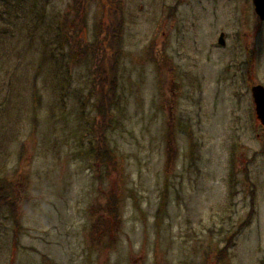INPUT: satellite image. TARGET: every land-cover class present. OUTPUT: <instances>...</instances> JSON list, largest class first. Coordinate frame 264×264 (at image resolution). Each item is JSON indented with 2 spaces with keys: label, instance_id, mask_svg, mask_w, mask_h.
I'll use <instances>...</instances> for the list:
<instances>
[{
  "label": "rangeland",
  "instance_id": "374dc122",
  "mask_svg": "<svg viewBox=\"0 0 264 264\" xmlns=\"http://www.w3.org/2000/svg\"><path fill=\"white\" fill-rule=\"evenodd\" d=\"M72 3L0 0V186L27 198L0 207V264H264L252 0H122L105 119L95 63L58 44ZM87 5L91 43L104 12Z\"/></svg>",
  "mask_w": 264,
  "mask_h": 264
},
{
  "label": "trees",
  "instance_id": "16d2710c",
  "mask_svg": "<svg viewBox=\"0 0 264 264\" xmlns=\"http://www.w3.org/2000/svg\"><path fill=\"white\" fill-rule=\"evenodd\" d=\"M93 0H73L72 3V21L67 26L66 31H62L64 37L59 38V47L64 43L65 47L70 51V56L74 57L76 61L90 60L95 63L96 67L94 73L97 80L94 82V90H97L98 103L95 109L101 119L107 118L108 106L104 103L102 108L101 103L117 88V73H118V57H119V43L123 30L122 16L120 15V4L122 0H98L104 12L103 18L98 25L99 33L94 42H84V35L87 29V7L88 2ZM102 36V41L97 45L98 38ZM110 47L112 56L108 58L106 51ZM106 68L111 71L110 80ZM103 77V78H102ZM106 77V78H105ZM102 78V81H101ZM99 124V120H97ZM96 160L97 157L94 155ZM23 191H15L10 185L6 184L0 186V207H9L11 215L18 217L22 214L27 198L21 199ZM111 202V201H109ZM20 207V209H18ZM19 210V211H18ZM106 211L108 215L116 217L117 210L111 202L110 206L101 208L100 212ZM17 220V218H15ZM226 256L225 250H221L217 255L219 262L224 260Z\"/></svg>",
  "mask_w": 264,
  "mask_h": 264
},
{
  "label": "water",
  "instance_id": "95a60500",
  "mask_svg": "<svg viewBox=\"0 0 264 264\" xmlns=\"http://www.w3.org/2000/svg\"><path fill=\"white\" fill-rule=\"evenodd\" d=\"M254 11L257 17L264 21V0H252ZM218 45L225 47V34L221 33L218 39ZM253 102L255 104V112L261 125L264 127V86L256 85L251 89Z\"/></svg>",
  "mask_w": 264,
  "mask_h": 264
}]
</instances>
